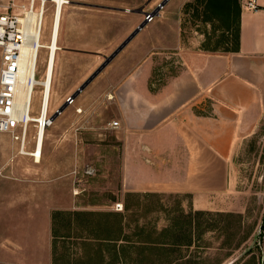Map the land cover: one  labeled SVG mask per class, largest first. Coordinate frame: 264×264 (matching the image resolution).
Segmentation results:
<instances>
[{
  "label": "rangeland",
  "instance_id": "rangeland-1",
  "mask_svg": "<svg viewBox=\"0 0 264 264\" xmlns=\"http://www.w3.org/2000/svg\"><path fill=\"white\" fill-rule=\"evenodd\" d=\"M159 1L71 0L63 8L49 113L66 103L65 99L145 20L146 16L137 11L152 12ZM236 1L242 7L243 0ZM12 2L18 7L26 0H0L4 5ZM160 11L162 15L155 17L154 23L149 22L150 33L167 35L164 45L168 47L160 50L171 56L167 54L169 58L155 66V81H164L181 71L185 49L221 53L234 47L236 30L226 31L208 0H168ZM55 13V6L49 2L41 34L43 45L51 41ZM132 44L45 131L40 162L29 157L21 159V143L10 134L0 133V264H84L90 259L91 264H122L114 257L113 242L95 238L116 235L105 232V218L83 216L80 227L74 222L67 228L70 214L78 211L124 215L123 236L130 240L131 255L127 262H133L136 245L157 241L156 231L169 230L174 222L182 230V241H186L185 236L189 239L193 217L200 211L202 214L194 220V227L199 220L205 230L199 240L197 233L190 248L166 246L168 251L159 258L161 264L177 259L181 260L174 264H264V111L247 127V136L238 141L223 186L199 187L193 193L158 191L156 186L148 187V191L135 190L126 178L128 130L119 105L125 97L120 90L122 80L133 63L143 60L142 54L129 56ZM47 58L48 50L40 48L38 80L44 78ZM42 90V86L34 89L32 116L40 113ZM76 106L82 108L81 114ZM113 121H119L120 126L112 128ZM35 135L31 124L26 151L33 149ZM48 150L54 151L50 158ZM130 192L136 196L129 199ZM146 193L157 195L146 197ZM128 200L131 209L126 212ZM118 204L122 210H116ZM228 213L233 215L225 216ZM226 226L235 233L229 232V239L223 231ZM93 229L95 234L90 232ZM246 234H250L249 239L238 245ZM159 239L172 242L168 232Z\"/></svg>",
  "mask_w": 264,
  "mask_h": 264
},
{
  "label": "crops",
  "instance_id": "crops-1",
  "mask_svg": "<svg viewBox=\"0 0 264 264\" xmlns=\"http://www.w3.org/2000/svg\"><path fill=\"white\" fill-rule=\"evenodd\" d=\"M259 5L257 12L241 7L238 51L185 49L181 71L164 81L154 80V70L169 58L160 50L167 35L151 34L148 23L132 39L129 56L143 60L122 80L119 105L128 130L126 178L135 190L193 193L224 185L238 141L264 111V0ZM30 150L20 158L34 159Z\"/></svg>",
  "mask_w": 264,
  "mask_h": 264
},
{
  "label": "built area",
  "instance_id": "built-area-1",
  "mask_svg": "<svg viewBox=\"0 0 264 264\" xmlns=\"http://www.w3.org/2000/svg\"><path fill=\"white\" fill-rule=\"evenodd\" d=\"M37 1L38 5H36ZM49 2L55 6L56 12L59 7L63 10L65 6L71 4V0H63L61 4L58 0H26V3L18 7H15L14 2L7 5L0 3V133L10 134L14 140L19 141L21 143L20 153L26 154L28 153L26 151L27 137L32 124L36 129V135L33 138L35 141L34 150L30 152V155L33 156L36 162L38 152L40 160L43 153L44 141L39 148L41 132L44 133V131H47L53 125L54 120L52 117L54 112H48L49 101L46 94V86L44 85V80L47 79L46 74L43 80H38L36 78V71L34 76L27 78L25 89L21 87V78L25 73L23 72V49L30 44L36 49L42 48L38 44ZM159 5L160 3L152 10V13H156L157 15L148 16V22H152L155 17L160 15V10L163 7L157 13ZM242 9L250 12L259 11V0H243ZM55 21L56 15L53 17V24ZM37 29L38 35L36 33ZM52 37L53 33L51 39ZM36 38L37 40H35ZM28 85L33 87L32 95L35 87H43L41 109L38 116L31 115L32 106L30 103L26 112H24L23 104L26 99V88ZM46 100L47 106H45ZM65 101L69 106L75 104V99H71V96L67 97ZM77 112H81V109H77ZM42 117H44L43 121ZM111 126L112 128H118L119 122L115 121L111 123ZM122 209V205L118 204L116 210Z\"/></svg>",
  "mask_w": 264,
  "mask_h": 264
},
{
  "label": "trees",
  "instance_id": "trees-1",
  "mask_svg": "<svg viewBox=\"0 0 264 264\" xmlns=\"http://www.w3.org/2000/svg\"><path fill=\"white\" fill-rule=\"evenodd\" d=\"M208 4L211 10H213V13L215 15V17H218L219 20H222L225 25H226V31L228 33H231L234 29L236 30V35L233 36L235 37V44L234 47L232 49H228L229 51H238L239 49V45H240V19H241V5L238 3V1L236 0H208ZM205 21H208V19H206ZM227 50V51H228ZM146 197H150L152 195H157L156 193H146L145 194ZM127 196L129 197V199L131 198V196H136V194L130 192L127 194ZM125 211H129L131 209L130 206V202L129 200L125 202V207H124ZM196 218L193 217V228L190 229L189 232V239L186 238V241H182V237L179 234L182 230L180 228H178L177 224L174 222L173 227L169 230L166 229H162L161 231H156L157 235H158V239L157 241H141L139 243V245H136L135 249L137 250V253L135 255V258L133 260V262H127V258H129L131 255L129 254V243L130 240H128V237H126V235L123 236V232H124V228L125 226L123 225V218L124 215H122L121 213H101V212H90V213H86V212H74L73 214H70L69 216V221L66 222L68 223V227L70 228L72 225L71 223L76 222V224L78 225V227H80L82 225L81 223V217L83 216H93V217H103L106 219V231L105 232H115V236L113 238H104V237H99L98 235L95 236V238L97 239H103L105 241H107L109 244H115L114 246V257L116 260H118L120 263L122 264H128V263H133V264H161L160 263V256L162 253H165L166 251H168L166 246H172L173 248L176 247H187L190 248L193 243L195 237H197V233H198V240L201 236V234L203 233V231L201 229V223L198 220V223H196V226L194 227V220L196 222V219L198 218L197 216L201 215L202 212L200 211H196L195 213ZM223 215V214H220ZM232 213H228L225 216H232ZM240 220H242V215L239 214L238 215ZM117 218L119 220H117L116 222H114V220H112V218ZM112 220V221H111ZM192 224V223H191ZM75 227V226H74ZM109 227H111V229H109ZM262 227L264 228V220H263V225ZM82 229H84V227H82ZM223 231L227 234V238L229 239V232H232L233 234H235L229 226L223 227ZM93 234H95L96 229H93L92 231ZM169 233L172 242L171 243H167L166 241H162L159 239L160 237H163L165 233ZM250 237V234H246L243 237V240H241L238 245H240L241 243L246 242ZM124 240L126 241V243H119V241ZM226 241V240H225ZM227 242V241H226ZM225 242V243H226ZM169 244V245H168ZM251 248H248V251H250ZM98 253L102 254L103 251L102 249L99 250L97 249ZM171 252H175V249H171ZM94 260V259H93ZM181 259H177L176 261H172L169 264H174L175 262L179 261ZM92 263V259L85 261L84 264H91ZM75 264H81L80 262H75ZM108 264H113V263H108Z\"/></svg>",
  "mask_w": 264,
  "mask_h": 264
},
{
  "label": "bare ground",
  "instance_id": "bare-ground-1",
  "mask_svg": "<svg viewBox=\"0 0 264 264\" xmlns=\"http://www.w3.org/2000/svg\"><path fill=\"white\" fill-rule=\"evenodd\" d=\"M58 2L61 4L63 2V0H58ZM32 21V17L30 18ZM61 21H62V9L59 7L57 12H56V21L53 24V37L51 39V41L49 42L48 45H43L41 43V37L39 39V46H41L42 48H45L48 50V58H47V64H46V69H45V74L47 79L44 80V85L46 86V94L49 100V97H51V93H52V86H53V78H54V70H55V65H56V56H57V52L58 50H60L59 47V36H60V29H61ZM43 27V26H42ZM52 32V31H51ZM37 35H38V29H37ZM42 34V29L41 32ZM41 36V35H40ZM38 38V37H37ZM37 38L35 40H37ZM39 49H36L34 47H32V44L28 45L26 48L23 49V56H24V62H23V67L24 70L23 72L24 75H22L23 77L21 78L22 84L21 87L24 88L26 86V81L27 78L30 76H34L37 70V65H38V58H39ZM37 80V79H35ZM25 89V88H24ZM32 86H27L26 88V99L25 102L23 104L24 107V112H26V110L28 109V104L30 103V105H32ZM45 106H47V100L45 102ZM44 117H42V121H43ZM44 135H45V131L44 133L41 132L40 135V143H39V148L41 146V143L44 141ZM40 151V149H39ZM40 155L39 152L37 154V162H40Z\"/></svg>",
  "mask_w": 264,
  "mask_h": 264
},
{
  "label": "water",
  "instance_id": "water-1",
  "mask_svg": "<svg viewBox=\"0 0 264 264\" xmlns=\"http://www.w3.org/2000/svg\"><path fill=\"white\" fill-rule=\"evenodd\" d=\"M168 0H163L160 5L157 7V13L161 7L166 6ZM124 11H129L127 9H123ZM138 13L144 14L146 19L133 31L127 39L108 57L105 58V61L102 65L75 91L73 95H71V99H76L82 91H84L88 85L114 60L118 54L136 37V35L148 24L147 17L156 13L152 12H144L143 9H139ZM157 15V14H156ZM68 107L67 103H64L53 115V120L57 119Z\"/></svg>",
  "mask_w": 264,
  "mask_h": 264
},
{
  "label": "flooded vegetation",
  "instance_id": "flooded-vegetation-1",
  "mask_svg": "<svg viewBox=\"0 0 264 264\" xmlns=\"http://www.w3.org/2000/svg\"><path fill=\"white\" fill-rule=\"evenodd\" d=\"M164 7H165V6H164ZM164 7H163V8H164ZM148 23H149V22H148Z\"/></svg>",
  "mask_w": 264,
  "mask_h": 264
}]
</instances>
